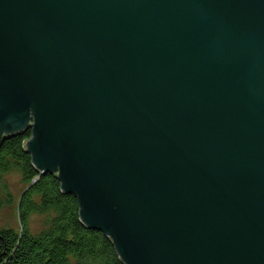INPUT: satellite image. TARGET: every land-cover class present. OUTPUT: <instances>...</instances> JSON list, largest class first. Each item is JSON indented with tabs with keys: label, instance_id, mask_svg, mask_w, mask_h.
Masks as SVG:
<instances>
[{
	"label": "water",
	"instance_id": "1",
	"mask_svg": "<svg viewBox=\"0 0 264 264\" xmlns=\"http://www.w3.org/2000/svg\"><path fill=\"white\" fill-rule=\"evenodd\" d=\"M120 264H264V0H0V138Z\"/></svg>",
	"mask_w": 264,
	"mask_h": 264
},
{
	"label": "trees",
	"instance_id": "2",
	"mask_svg": "<svg viewBox=\"0 0 264 264\" xmlns=\"http://www.w3.org/2000/svg\"><path fill=\"white\" fill-rule=\"evenodd\" d=\"M30 133L26 128L0 138V211H13L16 225L0 222V264H120L100 232L77 222L76 200L61 195L48 173L36 174L28 154L20 155L19 143ZM9 174L19 177L16 197L5 181ZM31 217L42 220L36 233L30 230Z\"/></svg>",
	"mask_w": 264,
	"mask_h": 264
},
{
	"label": "rangeland",
	"instance_id": "3",
	"mask_svg": "<svg viewBox=\"0 0 264 264\" xmlns=\"http://www.w3.org/2000/svg\"><path fill=\"white\" fill-rule=\"evenodd\" d=\"M27 144V141L24 145ZM18 175L17 174H9L5 177V181L8 184V189L12 192L13 196L16 197V194L19 192L20 187L18 186ZM13 211L5 210L0 211V222L5 225L8 224L9 226L16 227L13 217ZM30 230L32 233H36L41 229L42 220L39 217H31L30 221Z\"/></svg>",
	"mask_w": 264,
	"mask_h": 264
}]
</instances>
